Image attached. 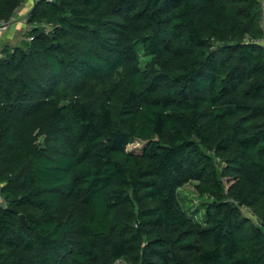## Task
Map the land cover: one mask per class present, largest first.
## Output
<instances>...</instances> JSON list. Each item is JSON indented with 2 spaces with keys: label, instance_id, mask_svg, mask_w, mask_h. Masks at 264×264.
<instances>
[{
  "label": "trees",
  "instance_id": "16d2710c",
  "mask_svg": "<svg viewBox=\"0 0 264 264\" xmlns=\"http://www.w3.org/2000/svg\"><path fill=\"white\" fill-rule=\"evenodd\" d=\"M263 6L38 0L0 50V264H264Z\"/></svg>",
  "mask_w": 264,
  "mask_h": 264
},
{
  "label": "crops",
  "instance_id": "0c3cea01",
  "mask_svg": "<svg viewBox=\"0 0 264 264\" xmlns=\"http://www.w3.org/2000/svg\"><path fill=\"white\" fill-rule=\"evenodd\" d=\"M37 1L27 0L14 14L7 31L0 32V50L6 46L15 47L22 43L29 25L27 18Z\"/></svg>",
  "mask_w": 264,
  "mask_h": 264
},
{
  "label": "rangeland",
  "instance_id": "374dc122",
  "mask_svg": "<svg viewBox=\"0 0 264 264\" xmlns=\"http://www.w3.org/2000/svg\"><path fill=\"white\" fill-rule=\"evenodd\" d=\"M263 19H264V6H263ZM180 198L184 202L186 208L192 212H196L198 205H201L200 199L196 196L194 192L193 184L187 185L186 187L180 189ZM196 218L199 221H204L205 219V209L202 208L200 212L196 214Z\"/></svg>",
  "mask_w": 264,
  "mask_h": 264
},
{
  "label": "built area",
  "instance_id": "2783aa9c",
  "mask_svg": "<svg viewBox=\"0 0 264 264\" xmlns=\"http://www.w3.org/2000/svg\"><path fill=\"white\" fill-rule=\"evenodd\" d=\"M47 2H54V1H56V0H46ZM262 1V3H263V5H264V0H261ZM12 20V19H11ZM10 20V21H11ZM10 21L9 22H0V32H5V31H7V29H8V26H9V23H10ZM48 30H49V27H46ZM31 29V27H30V25H28V27H27V31H29ZM27 31H26V33H27ZM28 40H32V37H29V38H27ZM115 264H129L126 260H124V259H118L116 262H115Z\"/></svg>",
  "mask_w": 264,
  "mask_h": 264
},
{
  "label": "water",
  "instance_id": "95a60500",
  "mask_svg": "<svg viewBox=\"0 0 264 264\" xmlns=\"http://www.w3.org/2000/svg\"><path fill=\"white\" fill-rule=\"evenodd\" d=\"M21 221L23 224L27 225V221H26L25 216H21Z\"/></svg>",
  "mask_w": 264,
  "mask_h": 264
}]
</instances>
